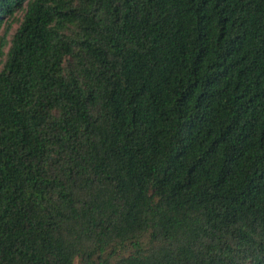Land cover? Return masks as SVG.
<instances>
[{"label":"trees","instance_id":"16d2710c","mask_svg":"<svg viewBox=\"0 0 264 264\" xmlns=\"http://www.w3.org/2000/svg\"><path fill=\"white\" fill-rule=\"evenodd\" d=\"M0 264H264V0H0Z\"/></svg>","mask_w":264,"mask_h":264},{"label":"rangeland","instance_id":"374dc122","mask_svg":"<svg viewBox=\"0 0 264 264\" xmlns=\"http://www.w3.org/2000/svg\"><path fill=\"white\" fill-rule=\"evenodd\" d=\"M18 27V25L17 24H13V26H12V31L11 32H14L15 30H16V28Z\"/></svg>","mask_w":264,"mask_h":264}]
</instances>
